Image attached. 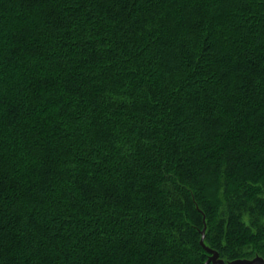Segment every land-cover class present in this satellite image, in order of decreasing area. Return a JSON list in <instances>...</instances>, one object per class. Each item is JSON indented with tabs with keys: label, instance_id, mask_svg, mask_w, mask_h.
I'll use <instances>...</instances> for the list:
<instances>
[{
	"label": "trees",
	"instance_id": "obj_1",
	"mask_svg": "<svg viewBox=\"0 0 264 264\" xmlns=\"http://www.w3.org/2000/svg\"><path fill=\"white\" fill-rule=\"evenodd\" d=\"M203 231L264 256V0H0V264H213Z\"/></svg>",
	"mask_w": 264,
	"mask_h": 264
},
{
	"label": "water",
	"instance_id": "obj_2",
	"mask_svg": "<svg viewBox=\"0 0 264 264\" xmlns=\"http://www.w3.org/2000/svg\"><path fill=\"white\" fill-rule=\"evenodd\" d=\"M204 231L202 232V240H201V244L202 246H204V248L212 254V257L210 258L209 261H212L213 264H264V260L260 257H256L254 259H242V260H236L233 262H229V263H225L224 261L220 260L219 254L215 251H211L209 249H207L204 245ZM208 261V262H209Z\"/></svg>",
	"mask_w": 264,
	"mask_h": 264
},
{
	"label": "flooded vegetation",
	"instance_id": "obj_3",
	"mask_svg": "<svg viewBox=\"0 0 264 264\" xmlns=\"http://www.w3.org/2000/svg\"><path fill=\"white\" fill-rule=\"evenodd\" d=\"M256 257H260V258H262V259L264 260V256H256ZM256 257H255V258H256Z\"/></svg>",
	"mask_w": 264,
	"mask_h": 264
},
{
	"label": "rangeland",
	"instance_id": "obj_4",
	"mask_svg": "<svg viewBox=\"0 0 264 264\" xmlns=\"http://www.w3.org/2000/svg\"><path fill=\"white\" fill-rule=\"evenodd\" d=\"M232 262V261H231Z\"/></svg>",
	"mask_w": 264,
	"mask_h": 264
}]
</instances>
